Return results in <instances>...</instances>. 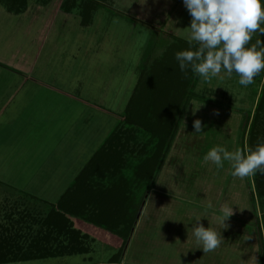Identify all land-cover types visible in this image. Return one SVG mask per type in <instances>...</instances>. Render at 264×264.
<instances>
[{
	"label": "crops",
	"instance_id": "crops-1",
	"mask_svg": "<svg viewBox=\"0 0 264 264\" xmlns=\"http://www.w3.org/2000/svg\"><path fill=\"white\" fill-rule=\"evenodd\" d=\"M12 1L16 7L13 12L17 15L25 13L28 4H33L38 7L31 10V13L35 14L33 21L51 17V22H47L48 31L59 21L69 19L75 9L71 8L69 12L60 9L58 3H62L63 0L58 3L56 0H50L48 4L43 0ZM25 2L26 6L20 7ZM97 3L99 5L97 4L96 8L90 11L86 26H81L78 22L79 27L84 29L93 27L99 17L97 11L111 9L110 5L100 1ZM76 14L78 15L77 11ZM53 21L56 23L54 24ZM42 30L45 40L48 32L45 27H42ZM100 31L104 33L98 36L99 44L93 49L97 55L99 54L98 60L102 59V62L104 60L105 64L101 63L97 75L93 73V78L87 72L77 73L76 81L72 82L67 91L56 92L43 87L40 78H37L41 69L37 67L38 55L35 56V53L34 61L22 64L23 66L20 62H11V57L10 60L0 62V68L11 75L5 80L3 78L2 81L0 80V151H2L0 173L6 175L14 173L16 177L15 184L6 186L0 191V208L6 209V213H0L1 218L5 219L0 224V230H4L6 235L3 236L0 232V237H7L8 243L16 247L20 246L18 241L21 242L22 247L18 248L22 249H26L29 245V243L24 245L23 240L25 242L27 238L30 242L34 239L33 236L35 240H39V246L53 248L57 245L61 246L63 235L48 233L53 232L52 229L55 227L54 224L52 225L53 222L62 226V229L65 227V221H60L59 216L63 215V211L54 208L52 204L66 195L77 181L82 182L88 178L92 181L102 180L112 184L109 187L110 193L106 195L115 199L105 202L98 200L93 214L95 212L119 216L136 214L131 226L132 234L122 251L116 249L114 253L107 254L105 250L106 260L91 264H261L264 241L255 220L254 201L247 177L233 176L228 162L224 164L227 168L221 173L217 172L220 169L210 161L205 163L203 159L207 152L216 146L218 139L223 138L221 136L223 133L214 137L211 142L214 140L215 145L208 150L205 148L202 154H196L190 148H186L187 144L192 143L193 139L190 138L197 135L193 121L199 119L202 122V119L209 115L213 123L214 118L231 116L234 128L233 142L229 146L222 143L219 146L232 152L239 150L238 137L242 113L239 110L230 111L222 105H217V99L199 94L192 95L168 151L164 157L163 154L160 156L159 151L162 150L163 145L158 144V141L155 143L147 141L143 137L142 130L127 124L125 114L131 105L129 109L131 120L149 125L156 133H161V129L166 126L169 133L173 125L169 119L180 109L184 97L185 90L182 91L184 81L180 87L182 96L178 99L173 100L170 96L171 100H169V96L157 94L156 86L165 81V77L162 76L164 72L161 73L162 64L158 67L157 62H150V65L145 63L142 67V63L148 60L144 61V57L140 64H136L134 70L137 73L131 72L128 78L122 64L126 54L118 52L116 47L121 42L107 36L110 32L107 31V27H102ZM171 38L189 43L188 40L173 34ZM175 42L178 47L175 48L173 45L168 49L175 53L179 52L180 46L182 51L188 49L180 42ZM110 47L114 48V54L108 52ZM148 47L147 45V49H150ZM163 50L165 48L149 54L150 59L151 57L152 60L156 59ZM171 51L169 50V55ZM169 62L170 60L163 63L165 68L171 64ZM86 63L87 61L82 63L81 69L87 67ZM56 68L60 70V64ZM149 69L152 82L150 84L144 82L140 93H136L140 83L139 77L144 74L142 70ZM188 73L190 75V72ZM167 79L168 77L166 81ZM189 81L188 76L187 83L185 82L187 87ZM32 83L36 88L31 86ZM116 89L118 93L115 92ZM84 90L90 91L96 98L92 100L91 97L82 95ZM167 102L173 103L168 105ZM115 105L119 110L121 109L120 113L116 112ZM90 109L92 110L89 112ZM165 121L166 124H163ZM216 123L214 128L220 131ZM226 133H229V130ZM106 146L108 148L104 149ZM102 148L105 152L96 157L97 151ZM112 151L113 153L118 151V154L112 156ZM127 151L135 152L131 154ZM5 155L8 156L4 158ZM161 157H163L162 163L153 174L155 169L153 167L159 165ZM144 160L145 162L149 160L151 173L147 179L149 183L147 190L142 195ZM88 164L92 165L91 173L81 176V171ZM115 165L118 166V170H112ZM1 183L2 181L0 185ZM92 194L82 196L77 189L67 194L63 205L69 208L67 211L76 213L84 206L78 199L82 196L84 201L92 200L94 195ZM24 204L27 207H24ZM16 205L21 208L18 209ZM224 205L232 207V215L225 221V228L217 222V214ZM119 218L116 221L108 220L107 224L112 225L113 228L124 229L127 223L123 220L119 221ZM66 219L68 220L66 223L71 222L76 230H80L79 224L87 226L86 228L99 229L78 218L70 217V221L68 217ZM200 224L221 233V243L214 251L203 253L195 242L193 228ZM20 230L29 234L22 233L21 238ZM31 232L33 236L30 235ZM86 235V252L36 260L79 255L84 256V259L88 256L90 261L91 255L96 250L93 248V238L89 237V234ZM142 243L151 249V256L146 257L143 263H135L134 259L137 257H132L131 245H142ZM165 244L168 246L167 251L160 249V246ZM116 257H118L117 261L112 260Z\"/></svg>",
	"mask_w": 264,
	"mask_h": 264
},
{
	"label": "rangeland",
	"instance_id": "rangeland-1",
	"mask_svg": "<svg viewBox=\"0 0 264 264\" xmlns=\"http://www.w3.org/2000/svg\"><path fill=\"white\" fill-rule=\"evenodd\" d=\"M27 1L28 0H26V2ZM58 1L60 0H56V3H58ZM87 1L89 0H74L73 5H75V9L73 10V12H71L70 18L61 20L58 22V24H55L56 21H53L55 25H53L48 31L49 27L47 26V22H51V17L47 16L45 17V19L38 18L33 21L35 14L31 13V10L38 9L37 6L28 4L26 12L17 15L13 12L16 7L15 5H13L12 0H0V62H5L7 59H9V57H11V62H20L21 66H23L22 64L34 61L33 54L35 53V56L36 54L38 55L37 67L38 69H41V73L39 74V77H37V75H33V77L35 76V78H40L43 87L45 86L48 89H52V91L61 92L67 91V88L71 86L72 82L76 81L77 73L83 74V72H87L91 76V78H93V73L97 75V69L101 66V63L103 65L105 64L104 60L103 62L102 59L98 60L99 54L97 55L95 50L93 49L99 44L98 36H100V34L103 35L104 33H102L101 31L99 32L102 27H107V31H110L108 32L107 36H110V38H114L117 41L121 42H119L120 44L116 45V47L118 48V52H125L126 54V57L124 58L122 64L127 72L128 78L131 76V72L135 74L137 73V71H135L134 69L137 67L136 64L141 63L143 57L144 61H146L145 59L148 60L142 63V67L145 66V63H149V65L150 62L160 63L164 56H166L167 51H171V49H168V47H172L174 45L173 47L177 48L178 46L175 42L176 38L175 40L171 38L172 34L182 39L188 40L187 29L190 27L191 16L183 6L182 0H98L101 3L110 5L111 9L105 8L97 11L99 17L93 24V27L84 29L82 27H79L77 23L80 22L81 26H86V24L83 25L81 23L79 5L82 6V4L86 3ZM26 2L20 5V7H25L27 4ZM48 3L49 2H47V4ZM59 4L61 5L60 2L58 3V6ZM58 6L56 5V9L58 8ZM116 9L121 11V13H118ZM28 10H30V12ZM76 11L78 15L76 14ZM76 15L78 17H76ZM42 27H45L46 32H48V34H46L45 40L42 36V33L44 32L42 30ZM257 39H261L262 43H264V35L260 36L259 33H254L252 36V40L249 42L248 46L255 44ZM192 44L194 45L197 43L192 42ZM147 45L150 49H147ZM262 46H264V44H262ZM162 48H165V50L160 51L156 59L152 60V57L150 59L149 54H153L156 50H161ZM121 49H123L124 51H122ZM113 50L114 48L110 47V50H108V52L112 54ZM187 50L195 49L188 48ZM179 51H182V46H180ZM171 52L169 55V63L171 64H168V67H166V72L162 74V76L165 77V81L163 82V84H159L158 86H156V92L157 94L162 93L161 95L169 96V100H171L170 96H172L174 100V98L178 99L180 98V96H182L180 94V87L183 84V81L184 84L182 91L184 92V90L186 89L187 86L185 84V81L188 79V72H190L191 66L186 68L184 72H181L178 63L175 60L176 53L175 51ZM155 55L156 54H154V56ZM95 60L96 62H94ZM84 61H87V67L81 69L82 63ZM90 62L94 63L91 64ZM58 63L61 67L60 70H57L56 68L57 66H59ZM117 64H119V62H117ZM76 67L78 69H76ZM10 76V73L8 74V72L0 68V80L2 78L5 80ZM263 76L264 72H262V75L260 73L256 75L253 79V83L248 85L247 87L241 86L238 83L239 77L235 73H233L231 77H228L222 71L219 76L212 78L209 82L203 81L196 74L194 77L195 86L193 88L192 95L199 94L202 96H207L209 98L217 99V105H222L230 111L239 110L242 113L238 138L240 144L239 150H241L245 156L248 154L249 148L247 141L248 129L253 122H255V141L257 143L261 142V144L264 142V104L261 112L257 114L255 111L258 95L262 87ZM166 77H168L167 81ZM139 78L141 79L142 76ZM196 81L199 84L197 86ZM31 86L33 88H36L33 83ZM115 92L118 93V89H116ZM82 95L89 96L92 98V100L93 98H96L90 91L84 90L82 91ZM116 95L118 97V94ZM190 101L191 100H189L188 102L189 104ZM172 103L173 102H169L168 105ZM118 108L119 107H117L116 112L120 113L121 109L119 110ZM91 110L92 109L88 111L90 112ZM212 123V117H210L209 115L205 119H202V127L205 133L192 136L190 138L193 139L191 141L192 143L187 144L186 148H190L196 154H202V151H204L205 148L206 150H208L210 147L215 145L213 144L215 143V141L213 140V142H211V140L214 137H218L220 133H223V135H221L223 138L218 139V141L221 142L219 143L217 141L216 146L220 145L221 143L228 146L231 145V143L233 142L232 139H234V134H232V129L234 128L232 127L231 116L229 118H214V123H216L218 128H220V131L216 130L214 128V123ZM226 130H229V133H226ZM117 152L118 151H116L115 154H118ZM127 152L133 154L135 151ZM0 153H2V151H0ZM7 156L8 155H5L4 158H6ZM224 168H227V166H224L217 172L221 173ZM115 169L118 170L117 165L112 167V170ZM194 171L197 172V170ZM142 173L143 195L146 192L149 184L147 179L150 176L151 167H149L148 169L142 167ZM15 178L16 177L14 173H8L7 175L6 173H0V181H2V185H0V191L2 189H5L6 186L9 187L10 185L15 184ZM247 180L254 198L253 204L255 208V220H258L260 225L262 213H264V198L261 201H256L251 175L247 177ZM26 204H24L23 206L27 207ZM16 207L18 209L21 208V206L19 207V205H16ZM1 212L6 213L5 207L0 208V213ZM5 216L6 215H4V217ZM1 217L2 214H0V224L5 221V219H2ZM68 223L72 224L71 222ZM68 223H65V227L63 228V231L65 232H63L64 238H62V245L67 244L69 240L74 241V238L72 236H68ZM78 226L80 228V230H77L80 233L79 238H82L81 240H79V242H81V245H83L84 243L83 239L86 238V234H89V237L93 238V248L96 251L91 255L92 260L88 261V256H85L84 259V256L78 255L19 263L8 262L5 264H91L98 261L103 262L107 258L106 251L107 254L112 253L116 249H120L122 251L125 243L129 241V238L132 234V227H130L127 233H125V236H123V233L120 236L102 229L94 230L91 228H86L87 226L85 225L81 226L80 224ZM70 228L76 231L73 224ZM0 232L3 236L6 235L4 230H0ZM20 232L21 238L24 233H27L21 230ZM83 232H85L86 234H83ZM147 234L148 233H146L145 235L147 236ZM30 235L33 236L32 232L30 233ZM33 238L34 239L30 240V242L27 238L25 242L23 240L24 245L29 243L26 251H30L32 249L33 243L36 242L34 236ZM18 245L20 246L17 247H22L21 242L19 241ZM61 248L62 247L60 246H56V250ZM167 248L168 246L166 244L160 246L161 250L163 249L167 251ZM44 251V248L39 249L36 246V251H30V253H35V256H38L42 254L41 252ZM130 253H133L132 257H137L135 259L133 258L134 260H136L135 263H143L146 257L151 256V249L143 245V243L142 245L132 244ZM112 260L117 261L118 257Z\"/></svg>",
	"mask_w": 264,
	"mask_h": 264
},
{
	"label": "clouds",
	"instance_id": "clouds-1",
	"mask_svg": "<svg viewBox=\"0 0 264 264\" xmlns=\"http://www.w3.org/2000/svg\"><path fill=\"white\" fill-rule=\"evenodd\" d=\"M182 3L191 16L187 39L199 47L175 54L181 72L191 66L192 72L205 82L222 71L228 77L235 73L241 86L252 84L254 77L264 71V43L257 39L248 46L254 33L264 35V0H182ZM193 128L195 134H202L201 120L195 119ZM203 159L217 169L228 162L232 175L239 178L255 175L257 171L264 174V143L249 149L246 156L241 150L232 152L217 145ZM231 215L232 207L224 205L217 214V222L225 228ZM193 235L203 253L214 251L222 240L221 233L202 224L193 228Z\"/></svg>",
	"mask_w": 264,
	"mask_h": 264
},
{
	"label": "trees",
	"instance_id": "trees-1",
	"mask_svg": "<svg viewBox=\"0 0 264 264\" xmlns=\"http://www.w3.org/2000/svg\"><path fill=\"white\" fill-rule=\"evenodd\" d=\"M50 0H43L44 3L49 2ZM97 0H89L86 3L79 5L80 6V16H81V23L84 25L88 22L89 20V16H90V11L95 8L97 6ZM74 4V0H64L61 5L60 8L66 12H69L71 10V8H74L75 5ZM72 6V7H71ZM77 8V6H76ZM177 42H180L183 46L187 47V48H193L195 50H197L198 48V44H190L188 42H183L180 41L179 39H176ZM180 50V49H179ZM193 50V51H195ZM168 53L166 54V56H164V58L162 59V61L159 63L157 62L159 65L158 67H161L162 64V72H166V68L165 65H163V63H166L167 61H169V51H167ZM156 68V66H155ZM165 69V70H164ZM144 72V74L142 75V78L140 79V83L138 85V89L136 90V93H138L140 91V88L143 87V83L147 82V83H151L152 79L151 77V73H150V69L149 70H142ZM261 71L260 74L262 75ZM190 81H189V85L188 87H186L185 89V93H184V97L182 99V103H181V107L179 110H177L174 114L173 117H171L170 122H172L173 125H171L170 128V132L168 133L167 130L168 128H166V126H164L161 129V133H156L153 132L152 129L150 128L149 125H146L144 123H137L133 120H131L130 114H129V109L131 108V105L128 108L127 113L125 114V118L127 121V124L133 127H136L140 130L143 131V137L145 139H147V141H151L152 143H155L156 141H158V144L163 145L162 150L159 151L160 156L164 157V154L168 151L170 143L172 142V139L175 135V133L177 132L178 126L180 124V120H181V116L184 112V109L186 108L187 103L189 102L191 96H192V91L195 85V73L192 72V70H190ZM188 80V79H187ZM186 82V81H185ZM140 93V92H139ZM133 103V102H132ZM263 104H264V76H263V80H262V87H261V91L258 95V99H257V105L255 108L256 113L258 114L259 112H261V110L263 109ZM166 120V119H165ZM252 123V122H251ZM166 124V121L163 123ZM163 131V132H162ZM255 122L252 123V125H250L249 129H248V151L249 149H255L259 144H261V142H256L255 139ZM264 143V142H263ZM149 144V143H148ZM106 145L107 142H106ZM108 146H106L107 149ZM103 148L98 150L96 153V157L105 152ZM112 156H115V152L113 153V151L111 152ZM163 157H161L160 159V163L159 165L153 167V174L157 172L158 168L160 167L161 163H162V159ZM149 160L147 162H145L144 160V164H143V168H149ZM148 163V164H147ZM92 165L88 164L84 167V169L81 171V176L82 175H86L91 173L92 171ZM104 175V174H103ZM252 178V182H253V186H254V196L256 201L257 200H262L264 198V174H262L261 172L257 171L255 175H251ZM109 184V183H108ZM106 181H92L91 179H86L83 180L82 182L77 181L75 183V186L73 188H71L66 195H64L61 199L58 200L57 203L52 204V206H54V208L56 207V209L62 210L63 215H59L61 217L60 221H65V223L68 221L66 218H70V217H74V218H78L82 221H85L91 225L96 226L99 229L108 231L112 234H116V235H120L123 233V236H125V233H127V231L130 229L134 218L136 216V214H126V215H117V214H110L107 215L105 213H99V212H94V210H96L95 207V203L98 202V200H102V201H108V200H115L114 198H108V196L106 195L107 193H110L109 191V187L112 186V184L108 185ZM82 185V186H81ZM77 189H79V193H81L82 196H86L90 193H93V198L92 200H88V201H84V197L79 198L78 200H80L81 203L84 204V206L82 207V209L76 213H71L67 210H69V208L67 209L64 205H63V200L65 199V197L67 196V194H69L70 192L76 191ZM144 195V194H143ZM97 196V197H96ZM253 196V195H252ZM102 197V198H101ZM252 200L254 201V198H252ZM86 202H88L86 204ZM92 210V211H91ZM110 217V218H108ZM120 217V218H119ZM108 218V219H107ZM124 221L126 222V226L124 229H118V228H113L112 225L107 224L108 220L111 219V221ZM119 223V222H118ZM258 223V227L260 230V236L262 238V241H264V213H262V218H261V223L259 225V221L257 220ZM54 224L55 227H53L52 231L53 232H48L49 234H59L63 235V229L62 226H60L59 224H55L54 222L52 223V225ZM67 226H69V230H68V236L69 237H73L74 241H68L67 244L65 245H57L62 247L61 249H57L56 247H47V246H39V240H36V242L32 245V249L30 250L31 252H35L36 251V246L40 249V248H44L45 251L41 252L42 254L35 256V253L31 254L30 251H26V249H22V248H18L16 246H12L10 245L8 242V238L7 237H0V264H5L8 262H19V261H29V260H36V259H41V258H47V257H52V256H65V255H73V254H81L86 252V243H85V238L83 239L84 243L83 245H81V242H79V240H81L82 238H79L80 233L72 228H70L72 226V224H67ZM118 226V225H117ZM75 237H74V236ZM66 238V237H65ZM28 248V247H26ZM53 248V249H52ZM30 249V248H29ZM264 249V247H263ZM28 252V253H27ZM261 264L264 263V252L262 253L261 256Z\"/></svg>",
	"mask_w": 264,
	"mask_h": 264
}]
</instances>
